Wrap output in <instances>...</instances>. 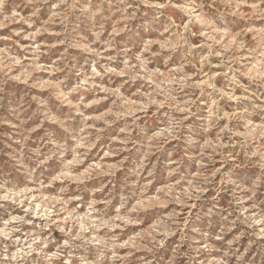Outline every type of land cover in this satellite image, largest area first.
<instances>
[{
	"label": "clouds",
	"instance_id": "9594fccd",
	"mask_svg": "<svg viewBox=\"0 0 264 264\" xmlns=\"http://www.w3.org/2000/svg\"><path fill=\"white\" fill-rule=\"evenodd\" d=\"M0 264H264V0H0Z\"/></svg>",
	"mask_w": 264,
	"mask_h": 264
},
{
	"label": "rangeland",
	"instance_id": "374dc122",
	"mask_svg": "<svg viewBox=\"0 0 264 264\" xmlns=\"http://www.w3.org/2000/svg\"><path fill=\"white\" fill-rule=\"evenodd\" d=\"M0 214H2V213H0Z\"/></svg>",
	"mask_w": 264,
	"mask_h": 264
}]
</instances>
